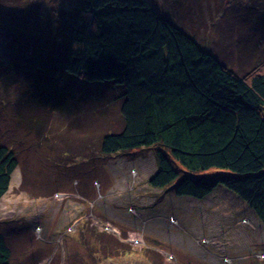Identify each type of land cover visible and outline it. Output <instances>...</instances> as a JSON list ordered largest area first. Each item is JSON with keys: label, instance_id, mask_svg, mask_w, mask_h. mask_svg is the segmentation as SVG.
Instances as JSON below:
<instances>
[{"label": "rangeland", "instance_id": "rangeland-1", "mask_svg": "<svg viewBox=\"0 0 264 264\" xmlns=\"http://www.w3.org/2000/svg\"><path fill=\"white\" fill-rule=\"evenodd\" d=\"M33 1L41 8L38 22L45 28L42 48L47 49L46 44H55L48 31L79 0ZM150 1L238 73L245 74L264 58V0ZM5 3L0 4V39L9 20L18 25L24 16L30 25L36 20L30 0ZM3 46L8 49L9 41ZM11 57L12 64L23 63ZM16 67L0 74V141L17 150L18 158L10 187L0 199V230L12 250L10 264H264V226L243 214L249 210L239 200L217 192L209 202L215 204L199 212L191 202L148 184L155 149L112 157L98 151L97 132L120 124L119 87L88 84L60 70L50 80L56 100L48 108L36 95L38 73L23 74ZM13 96L12 105L4 101ZM25 108L19 123L12 121ZM22 142L35 146L22 151ZM76 145L79 150H70ZM82 168H94L88 179L94 196L78 191L84 174L77 170ZM173 202L181 219L163 215ZM93 226L127 243V249L105 253L103 244L87 232Z\"/></svg>", "mask_w": 264, "mask_h": 264}, {"label": "trees", "instance_id": "trees-1", "mask_svg": "<svg viewBox=\"0 0 264 264\" xmlns=\"http://www.w3.org/2000/svg\"><path fill=\"white\" fill-rule=\"evenodd\" d=\"M0 4L6 6L5 0ZM37 4H28L36 19L31 25L24 16L19 25L9 20L1 30L0 74L13 73L15 65L23 74L37 72L41 86L34 95L48 108L56 100L50 80L60 70L88 84L119 87L120 124L97 132L104 157L153 148L151 187L202 199L223 186L264 224V58L238 73L150 0H79L70 13L58 16L56 27L48 31L55 44L43 49L47 37ZM70 22L71 27L66 25ZM8 41L7 49L3 44ZM42 50L48 54L41 55ZM11 56L23 63L12 64ZM25 111L19 109L15 116ZM17 166L12 148L0 142V199ZM214 168L231 173L212 172ZM93 169L77 170L85 177L78 185L85 196L93 192L88 184ZM97 229L87 232L105 253L127 249V243ZM11 254L0 230V264H10Z\"/></svg>", "mask_w": 264, "mask_h": 264}, {"label": "crops", "instance_id": "crops-1", "mask_svg": "<svg viewBox=\"0 0 264 264\" xmlns=\"http://www.w3.org/2000/svg\"><path fill=\"white\" fill-rule=\"evenodd\" d=\"M156 163V162H155ZM155 169H156V164H155ZM155 171V170H154ZM153 171V172H154ZM152 175V174H151ZM150 175V176H151ZM156 189H158L159 191H163L162 189H160V188H156ZM217 192L218 193H220V195L221 194H225V195H230V196H232L233 198H235L236 200H239L241 203H243L244 205H245V207H244V209L245 208H248V210H249V213H243V214H249L250 216H252V217H254L255 219H257L258 220V222H260L261 224H262V226H264V224L261 222V220L257 217V215L253 212V210H251L249 207H248V205L243 201V200H241L235 193H233L232 191H230L229 189H227V188H225V187H223V186H218L211 194H209V195H207L206 197H204V198H202V199H198V198H195V197H191V196H176V195H174V196H176L175 198H177V199H179V200H182L183 202H191V205H193V206H195V207H197V211H199V212H202V211H208V208H209V206H212V205H214L215 203H209L210 201H211V199L214 197V195H217ZM167 195V194H166ZM168 197V196H167ZM171 198V197H170ZM169 198V199H170ZM172 201H175V200H172ZM156 203H158V202H156ZM161 204V203H160ZM165 207H167L166 205H165ZM174 207H176V204H175V202H173L172 203V205H171V207L170 206H168L167 207V209H168V211H170V212H168L167 210H166V214L165 213H163V215H165V216H170V215H172V216H175V217H177L178 219H179V217H180V219H181V215H180V210H178V209H173ZM201 209V210H200ZM156 210H158V209H156ZM155 210V211H156ZM179 211V212H178ZM178 212V213H177ZM170 213V214H169ZM203 213V212H202ZM157 216L155 215V216H153L152 218H156ZM170 224V223H169ZM169 224H167L166 223V225L167 226H169Z\"/></svg>", "mask_w": 264, "mask_h": 264}, {"label": "bare ground", "instance_id": "bare-ground-1", "mask_svg": "<svg viewBox=\"0 0 264 264\" xmlns=\"http://www.w3.org/2000/svg\"><path fill=\"white\" fill-rule=\"evenodd\" d=\"M4 101H10V104L12 105L13 104V102L15 101V96H13V97H8V99H6V100H4ZM17 120H19V118L17 117V116H12V121H17ZM11 121V122H12ZM57 132H55L54 134H56ZM32 135V134H31ZM0 139H2V136H0ZM0 142H2V143H4V144H6V142H4V141H0ZM7 145V144H6ZM8 146V145H7ZM27 146L28 147H32V146H35V144H29V143H26V142H22V146L20 147V150H22L23 151V149H25V148H27ZM12 148V151L14 152V153H17V150H15V149H13V147H11ZM106 225H107V223H106Z\"/></svg>", "mask_w": 264, "mask_h": 264}, {"label": "clouds", "instance_id": "clouds-1", "mask_svg": "<svg viewBox=\"0 0 264 264\" xmlns=\"http://www.w3.org/2000/svg\"><path fill=\"white\" fill-rule=\"evenodd\" d=\"M108 223H110V221H108Z\"/></svg>", "mask_w": 264, "mask_h": 264}]
</instances>
